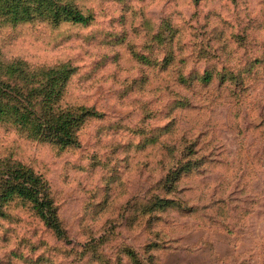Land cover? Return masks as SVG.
I'll use <instances>...</instances> for the list:
<instances>
[{
	"label": "rangeland",
	"instance_id": "374dc122",
	"mask_svg": "<svg viewBox=\"0 0 264 264\" xmlns=\"http://www.w3.org/2000/svg\"><path fill=\"white\" fill-rule=\"evenodd\" d=\"M61 1L88 22L0 23V61L65 65L53 102L89 112L69 145L0 121L63 229L14 197L0 264H264V0Z\"/></svg>",
	"mask_w": 264,
	"mask_h": 264
},
{
	"label": "trees",
	"instance_id": "16d2710c",
	"mask_svg": "<svg viewBox=\"0 0 264 264\" xmlns=\"http://www.w3.org/2000/svg\"><path fill=\"white\" fill-rule=\"evenodd\" d=\"M35 16H44L53 23L85 24L89 20L76 6L61 0H0V23H18ZM26 66L21 60L0 61V121L9 120L34 138L60 145L73 144L77 125L89 112L83 108L63 109L57 106V101L53 102L62 93L70 70H65V65L48 70H29ZM52 73L62 74L58 78L41 79ZM14 197L28 202L57 235L63 233L42 177L20 162L0 158V217L6 215L5 204Z\"/></svg>",
	"mask_w": 264,
	"mask_h": 264
}]
</instances>
